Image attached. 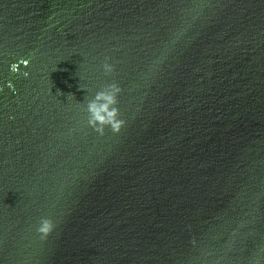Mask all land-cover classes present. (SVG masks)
<instances>
[{"label":"water","instance_id":"water-1","mask_svg":"<svg viewBox=\"0 0 264 264\" xmlns=\"http://www.w3.org/2000/svg\"><path fill=\"white\" fill-rule=\"evenodd\" d=\"M0 264H264V0H0Z\"/></svg>","mask_w":264,"mask_h":264},{"label":"clouds","instance_id":"clouds-1","mask_svg":"<svg viewBox=\"0 0 264 264\" xmlns=\"http://www.w3.org/2000/svg\"><path fill=\"white\" fill-rule=\"evenodd\" d=\"M109 60V57H105L100 65L106 77L112 76L116 71L115 65ZM123 91L120 84L112 80L98 90L94 97L87 102V126L98 136L103 137L106 130L113 135H118L121 129L126 127L127 120L122 116L119 108V96ZM55 227L56 225L50 218L42 216L35 225V232L39 239L44 241L51 235Z\"/></svg>","mask_w":264,"mask_h":264}]
</instances>
